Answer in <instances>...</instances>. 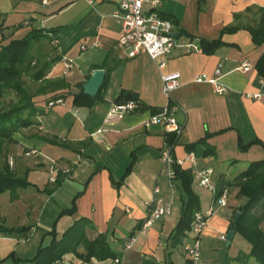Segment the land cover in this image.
<instances>
[{
  "label": "crops",
  "instance_id": "0c3cea01",
  "mask_svg": "<svg viewBox=\"0 0 264 264\" xmlns=\"http://www.w3.org/2000/svg\"><path fill=\"white\" fill-rule=\"evenodd\" d=\"M90 2L18 0L9 6L11 12L22 11L28 19L22 26L19 24L23 21L13 28L7 25L8 33L14 35V30L34 23H39V28L47 32V39L34 43L31 52L32 67L38 66L47 74L37 83L64 79L70 87L63 91L50 89L36 95L33 102L38 111L33 118L34 125L17 133L15 143L10 144V152H7L10 154L8 159L15 158L16 163L10 165L2 158L18 177L27 179L44 192L28 187L0 194H7V206L2 211L0 207V223L8 228L32 227L26 234L0 233V264H13L10 255L29 260L40 246L46 245V233L52 229L41 227L43 206L37 212L34 203H41L44 195L48 203L59 193L70 203L68 208L61 210L69 209L74 203L76 212L61 218L58 217L61 210L55 209L58 236L74 221L86 218L95 227L88 237L106 233L109 245L114 243L116 248L113 250L121 254V264L164 261L185 264V252L183 262H179L176 261V247H169V234L178 222L179 208L175 214L156 221L140 234L130 249H123L129 234L147 215L146 202L153 198L163 203L168 198L180 200L181 193L170 179L172 166L161 162V151L167 146L169 134L164 128H145L142 125L151 114L148 111L128 115L120 122L107 125L105 132L94 137L91 135L102 128L114 97L120 89H125L137 93L146 106L162 108L169 101L177 104L179 110L175 119L182 126V131L171 150L173 159L185 158L188 154L185 146L207 136L192 151L195 165L192 169L183 168L190 171L193 178L195 172L211 169L216 185L222 177L231 181L251 162L264 160V148L259 145H251L245 152L238 149L239 144L252 141L264 144V79L256 70L257 60L264 57V44L255 47L248 31L243 28L257 23L264 9V0H160V13L173 23L175 33L180 34L176 38L179 47L173 50L160 69L149 56L140 53L130 59L118 46L121 28L112 15L118 0ZM0 21V29H4L5 19L1 15ZM230 26L242 28L223 35L224 44L214 55L185 52L183 46L188 43L197 45L201 38L218 39L220 32ZM244 61L251 68L243 72L238 68ZM67 64L72 68L66 70ZM217 65L222 66L220 83L227 89L223 94H216L213 85L194 81L202 76L213 78ZM107 69L110 72L104 100L92 109L73 107L71 95L78 93L77 84L86 83L94 70H103L106 75ZM174 72L180 74L181 84L166 96L160 76ZM62 92L70 95L65 94L61 98L62 104L48 106L50 97ZM255 94H261V97L255 100L247 96ZM43 102L46 103L44 109L38 106ZM203 144L209 146L214 154L203 156ZM11 146L15 147L13 151ZM28 151H36L37 154L26 156ZM132 158L135 159L133 169L116 190L114 183L123 176ZM97 167H100L98 171ZM234 168V174H230ZM53 176L61 181L60 186L55 187V181L50 182ZM156 187L160 190L157 195L153 194ZM193 190L199 198L200 191L210 196L206 213L214 200L213 194L199 188L196 178ZM238 191L236 187L228 189L225 206H217L215 214L209 218L200 239L202 252H212L211 243L227 232L236 208L242 203L237 196ZM230 195L232 201H229ZM78 252L83 250L80 248ZM93 261L98 262L94 258L83 261L71 253L57 264Z\"/></svg>",
  "mask_w": 264,
  "mask_h": 264
},
{
  "label": "trees",
  "instance_id": "16d2710c",
  "mask_svg": "<svg viewBox=\"0 0 264 264\" xmlns=\"http://www.w3.org/2000/svg\"><path fill=\"white\" fill-rule=\"evenodd\" d=\"M25 22H21L19 26H22ZM241 28L239 26H230L220 32L218 39L210 41L201 38L198 39L196 46L200 49L201 53L209 56L214 55L215 51L224 44L221 37L228 33H235ZM243 28L248 31L255 47L264 44V9L261 10L259 19L255 25H248ZM42 39H47V32H44V29L41 28H33L25 36L10 40L6 45H0V100L8 90L15 92L18 98L15 104L11 105L9 109H0V160L4 157L5 147L15 143L14 136L23 130V128L34 125L33 118L38 111L35 102H33L36 95L50 89L63 91V89L70 87L64 79L43 82V84L38 86L35 94H28L22 86L20 82L21 77L32 69L33 60L31 52L34 47L33 45ZM256 64L258 75L264 79V57H260ZM109 70H106L107 73L102 84L103 86L92 99L84 95L83 84H77L78 93L71 95L72 106L75 108L92 109L98 102L104 100L103 94L108 86ZM46 75L45 71L39 69L35 72L34 81H42ZM87 78L89 79L90 77ZM65 94H68V92L52 95L50 102L61 100ZM50 102H48V106ZM120 103H136V111L139 113L150 111L151 114H158L161 111V108L146 106L140 101L137 93L125 89H120L114 97L113 104ZM169 104L171 105L172 101H169ZM167 138V147H169L171 152L178 137L174 134H169ZM205 138L186 145L185 151L191 153L197 144L203 143ZM254 144L264 148L263 143L252 141L244 145L239 144L238 149L240 152H245L249 146ZM203 148L205 150L203 156L214 154V151L206 144H203ZM173 160L175 161V159ZM134 162L135 159L132 158L123 176L119 181L114 183L116 190L123 185V180L131 173ZM99 168L97 167L96 171ZM172 174L170 179L177 185L181 193L179 204L180 216L177 224L169 234V247L175 248L182 246L183 240L189 241L191 239L190 229L193 217L195 213L201 212V206L200 198L193 190L194 178L191 172L183 169L179 165L172 164ZM60 182V180L56 179L55 187L60 186ZM28 187H34L37 191L44 192V189L39 190L36 185L30 183L27 179L18 177L9 168L6 161L2 165L0 163V194L12 192L17 189H26ZM235 187L239 190L237 196L242 199V203L236 208L227 231L234 232V235L239 234L251 246L249 254L240 253L236 260H243V264H247L249 259L253 258L258 264H264V231L260 228L264 222V160L251 162L245 171L236 175L231 181L222 177L215 185L217 192L214 195V199H217L223 191H228V189ZM75 212V205L73 203L69 209L61 210L58 217L73 215ZM237 213H240V216L235 224L234 217ZM143 219L139 220L138 225L129 234L128 239L134 235L135 231H139L143 224ZM56 222L55 220L53 223V229L46 233L52 240L48 245L40 246L35 256L29 260H20L10 255L9 258L12 259L13 264H57L64 256L71 253L76 254L83 261H88L91 258L96 259L98 262L116 258L121 259V254L110 248L106 233H98L94 238L88 237V234L94 231L95 227L86 218L74 221L70 225V228L61 236H58L56 231ZM31 229V226L8 228L0 223V233L9 235H13L14 233L26 234ZM80 248L83 250L82 253L78 252ZM164 262L172 264L167 261ZM185 264L194 263L187 258Z\"/></svg>",
  "mask_w": 264,
  "mask_h": 264
},
{
  "label": "built area",
  "instance_id": "2783aa9c",
  "mask_svg": "<svg viewBox=\"0 0 264 264\" xmlns=\"http://www.w3.org/2000/svg\"><path fill=\"white\" fill-rule=\"evenodd\" d=\"M87 2H90V0H87ZM160 5V0H118L117 9L112 14L113 18L118 20L121 28L120 36L117 41L118 46L125 50L130 59L138 56L140 53L149 56L159 69L165 66V62L172 55L171 53L173 50L179 47L176 38L173 36L175 33V26L165 18L162 13H160ZM183 48L186 53H201L200 49L193 43H188L186 46H183ZM217 66L213 78L202 76L196 77L194 81L200 84L207 83L213 85L216 94H223L227 89L220 83V79L223 76L222 66ZM71 68V64L66 65V70ZM250 68L251 65L247 61H244L238 70L244 72L250 70ZM160 82H162V91L164 95L169 96L171 92L175 91V89L180 86V74L178 72L162 74L160 76ZM247 96L258 100L261 97V94ZM62 103L63 101L57 100L55 102H50L49 106L55 104L60 105ZM136 108V103L111 104L106 111L102 128L93 133L91 137L105 132L104 128L107 127V125L120 122L128 115L139 114V112L136 111ZM178 110L177 104L175 105L172 102L170 105L168 102L166 106L161 108V111L158 114H150L149 117L142 122V125L145 128L151 126L164 128L166 133L174 134L177 137L182 131V126L177 123V120L175 119ZM161 152V162L163 165L167 164L172 166V164H176L182 168L187 166L188 169H192L195 165L196 158L193 152L188 153L185 158L175 161L172 159L169 147H164ZM36 154V151H28L25 153L26 156ZM212 174L213 172L211 169L200 170L195 172L194 178H196V184L199 188L206 191L208 190L214 196L217 191L213 182ZM170 175H173L172 172ZM54 181L55 176L50 179L51 183H54ZM159 192L160 190L158 187L154 188L153 194L157 195ZM228 193V191H223L217 199H214L206 213L203 214L202 212H197L194 214L190 229L192 237L183 245L187 258L194 264H205L200 258V239L203 235L202 232L207 227L209 218L215 214V206H225ZM145 205L147 208V215L143 219V224L139 231L128 239L123 248L124 251L134 246L138 240V236L145 233V231L152 227L156 221L169 217L174 208L173 199L163 203L162 200L153 198L152 201L146 202ZM226 236L227 233H223L220 237L221 241H226ZM66 264H121V259L116 258L104 262L93 261L90 263L71 262ZM157 264L167 263L158 262Z\"/></svg>",
  "mask_w": 264,
  "mask_h": 264
},
{
  "label": "rangeland",
  "instance_id": "374dc122",
  "mask_svg": "<svg viewBox=\"0 0 264 264\" xmlns=\"http://www.w3.org/2000/svg\"><path fill=\"white\" fill-rule=\"evenodd\" d=\"M13 2H18V0H0V15L2 16L3 19H5V23H4L5 28L0 29V45H6V43H8L10 40L19 39L25 36L28 33V31L32 30L33 28H39V23H34L31 26L23 27V28L20 27L19 30H14V33H15L14 35L13 33H8L7 28H6L7 25L10 26L9 28L11 27L13 28L17 24H19L20 21H24L25 19H28L26 18V15L22 11L11 12L10 7H11V4H13ZM16 10H19V9H16ZM39 69L40 67L38 66H35V68L32 67V69L28 73H25L20 79L22 86L26 89L28 94H35L38 89L39 84L36 81H34V75H35V72L38 71ZM17 100L18 98L15 92L8 90V92L0 100V109H3V110L9 109V107L15 104ZM45 105H46L45 102L38 104V106L42 107L43 109L45 108ZM9 146L10 145H7L5 147L6 152L3 158H5L6 161H8V163L12 165V163L13 164L16 163V159L12 157L8 159L7 156L10 155L9 153H7L8 151L10 152ZM14 148H15L14 146H11L12 151L14 150ZM0 163L1 165L2 163H4V160L2 158L0 160ZM234 171H235V168L233 169L232 172L229 171L228 174L230 172H231L230 174H234ZM6 195H0L1 211L4 210V208L7 206V203L5 200L7 197ZM209 198L210 196L207 197V194L205 192L200 191V206H201V212L203 214L205 212L206 207H208L207 204H208ZM41 199H42L41 203L39 201H37V203H34L36 204V206H34V209L37 212H40L41 207L43 206L42 212L44 214L40 218L41 227H45V229H53V223H54L53 221L55 220L56 210L58 211L63 208H68L70 203L68 202L67 198L63 200V198L60 197V193L57 196H54V198L48 203L45 202L46 201L45 195ZM170 199L171 198H168L166 202L169 201ZM229 201H232L231 195L229 197ZM173 202L175 203V206H173L174 208L172 210V214H175L177 212V208H179L180 210V207L178 205L180 204V200L178 202V198L176 197L173 199ZM216 208H217V205L215 206V209ZM260 228L262 231H264V222L262 223ZM45 237L46 238L48 237V238L47 240L45 239L44 244L48 245L52 241L51 237L49 235H46ZM191 237H192V234H191ZM211 246L213 247V249H212V252L210 253L208 252L206 253L205 251L202 252V249H201L200 258H201V261L203 260L204 262H206V264H243V260H236V258L238 257L240 253L249 254L251 250V246H249L247 242L243 238H241L239 234H237L234 237V239L230 241L229 245H227V241H221L218 236L215 239V241L211 243ZM110 247L111 249H115L116 245H114V243H110ZM184 252L185 251L183 249V246L176 247V255H177L176 261L183 262V259L185 257ZM247 264H258V263L255 261V259L250 258Z\"/></svg>",
  "mask_w": 264,
  "mask_h": 264
},
{
  "label": "water",
  "instance_id": "95a60500",
  "mask_svg": "<svg viewBox=\"0 0 264 264\" xmlns=\"http://www.w3.org/2000/svg\"><path fill=\"white\" fill-rule=\"evenodd\" d=\"M173 36L174 38H178L180 34L174 33ZM104 78H105V71L94 70L89 80L82 85L84 95L88 96L91 99L94 98L100 91L101 87L103 86L102 84H103ZM239 216H240V213H237L236 216L234 217L235 224L237 223ZM226 233H227L226 241H227V244H229L233 238L234 232L227 231Z\"/></svg>",
  "mask_w": 264,
  "mask_h": 264
}]
</instances>
